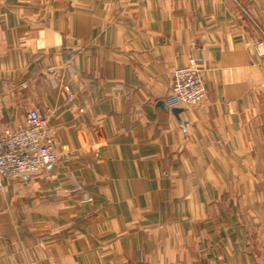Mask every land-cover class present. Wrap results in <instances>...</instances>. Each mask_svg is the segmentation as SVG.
<instances>
[{"label":"crops","instance_id":"1","mask_svg":"<svg viewBox=\"0 0 264 264\" xmlns=\"http://www.w3.org/2000/svg\"><path fill=\"white\" fill-rule=\"evenodd\" d=\"M258 44L264 0H0V135L37 108L58 155L1 178L0 264H264Z\"/></svg>","mask_w":264,"mask_h":264},{"label":"built area","instance_id":"2","mask_svg":"<svg viewBox=\"0 0 264 264\" xmlns=\"http://www.w3.org/2000/svg\"><path fill=\"white\" fill-rule=\"evenodd\" d=\"M259 48V51L264 53L262 47ZM206 94L202 70L196 58L189 57L187 64L173 71L168 104L170 107H187L202 101ZM57 159L48 120L37 108H31L24 126L0 135V190L3 189L2 177L37 175Z\"/></svg>","mask_w":264,"mask_h":264},{"label":"water","instance_id":"3","mask_svg":"<svg viewBox=\"0 0 264 264\" xmlns=\"http://www.w3.org/2000/svg\"><path fill=\"white\" fill-rule=\"evenodd\" d=\"M159 104L161 106H167L165 100H160ZM171 110L178 116L179 113L183 110V108L182 107H171Z\"/></svg>","mask_w":264,"mask_h":264}]
</instances>
